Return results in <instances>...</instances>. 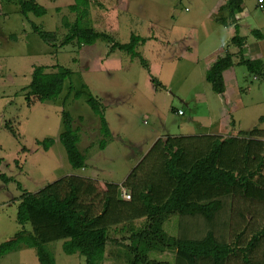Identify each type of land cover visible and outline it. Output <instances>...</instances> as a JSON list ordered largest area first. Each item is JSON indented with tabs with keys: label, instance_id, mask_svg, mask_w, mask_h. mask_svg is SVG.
I'll list each match as a JSON object with an SVG mask.
<instances>
[{
	"label": "rangeland",
	"instance_id": "374dc122",
	"mask_svg": "<svg viewBox=\"0 0 264 264\" xmlns=\"http://www.w3.org/2000/svg\"><path fill=\"white\" fill-rule=\"evenodd\" d=\"M93 2L92 18L96 19L97 28L108 32L120 43L129 42L134 34L151 40L158 31L155 24L161 23L162 26L175 27L178 35L193 34L203 50L213 48L204 32L211 23H217L209 19L217 0ZM245 2L248 6L255 5V0ZM258 12L262 13L261 10ZM65 18L75 21L76 13L68 7L49 16L32 15L30 20L56 33L57 44H60L69 32L64 25ZM30 20L25 19L20 11L18 0H0V172L12 177L6 182L0 176V243L15 238L25 229L15 219L18 204L12 203L22 196L23 191L37 192L69 175L87 177L94 174L102 182L122 183L136 165L137 147L146 146L155 132L180 135L206 132L200 131L205 128L208 132L229 137L255 126L264 128V121L260 122L264 117V77L252 74L245 65L236 68L242 90H237L239 95L234 99L235 93L230 94L234 101L232 105H221V95L214 91L210 82L197 80L198 72L203 75L204 70L200 68L202 64L196 65L194 56H185L182 62L176 63L168 59L161 71L157 67L159 63L153 64L146 58L149 61L146 68L140 58L132 59L122 50L108 62L106 58L112 53L110 43L98 41L79 47L75 41L65 47H55L32 30ZM248 21L259 24L253 18ZM260 30L264 35V28L260 27ZM143 46L139 50L144 55ZM182 47L184 45L177 48ZM56 64L74 71L73 77L66 81L61 97L45 102L33 97L29 103L26 88L32 81L34 67L47 65L52 71ZM162 82L168 84V89L162 90L165 87ZM72 85L94 94L105 105L107 119L116 137L106 150L100 148L104 135L94 121L99 117L87 101L89 95L76 99L75 92H70ZM155 87L160 89L159 94H154ZM229 98L226 102H231ZM179 107L185 108L186 118L174 112V108ZM65 111L73 116L74 125L80 129V147L89 158L86 168L75 169L71 165L60 141L65 130ZM119 115H123L122 118ZM82 116L85 121L84 117L80 119ZM184 119L191 123L186 129L182 126ZM7 124L19 137L6 128ZM46 138L57 141L48 151L38 143ZM251 220L248 236L258 225L256 219ZM208 225V222H198L197 218L176 215L166 229L172 235L185 233L198 237L201 228H208ZM49 248L55 254L57 264H86L85 256L67 254L62 241L50 244ZM151 258L176 264L177 256L171 252L162 255L154 251ZM0 264H39V258L35 248L23 245L19 250L0 257ZM103 264H120L113 258L112 246Z\"/></svg>",
	"mask_w": 264,
	"mask_h": 264
},
{
	"label": "trees",
	"instance_id": "16d2710c",
	"mask_svg": "<svg viewBox=\"0 0 264 264\" xmlns=\"http://www.w3.org/2000/svg\"><path fill=\"white\" fill-rule=\"evenodd\" d=\"M92 1L75 0L70 5L76 20L64 19L69 32L57 44L56 33L30 20L32 15H47V7L37 0H18L32 30L49 45L65 47L76 41L83 47L104 41L111 44L112 52L125 51L132 59L140 58L148 68L149 61L139 47L149 38L134 34L129 42L120 43L108 32L96 29L90 20ZM225 1L221 22L237 23L245 0ZM232 42L240 48L238 64L264 77L263 61L245 57V39L238 33ZM235 65L234 56L227 52L208 70L207 80L215 92H226L225 71ZM50 69L47 65L34 67L32 81L26 88L29 103L33 97L41 102L57 100L74 74L71 68L60 64ZM154 82L159 84L156 79ZM70 92H75L76 99L89 95L87 101L101 119L104 138L100 148L106 149L113 133L105 106L94 94L74 85ZM64 115L65 130L60 141L71 165L75 169L86 168L88 155L80 147V129L69 112ZM263 121L261 117L260 122ZM6 128L19 137L12 126L7 124ZM38 143L48 151L56 140L46 138ZM0 176L6 182L12 180L2 172ZM106 186V190H101L77 175H69L37 192L23 191L12 203L18 204L16 219L25 229L0 243V257L28 245L36 249L39 264H57L49 245L62 241L67 254L85 256L86 264H103L111 246L113 258L120 264H174L152 259L153 251L175 252L176 264H264V128L255 126L229 137L169 135L154 145L122 184L107 182ZM124 189L130 194L129 199L123 196ZM176 215L197 218L203 224L208 222L209 227H202L198 237L185 233L172 236L165 225ZM250 216L258 225L248 236ZM139 220L144 222L136 228Z\"/></svg>",
	"mask_w": 264,
	"mask_h": 264
},
{
	"label": "crops",
	"instance_id": "0c3cea01",
	"mask_svg": "<svg viewBox=\"0 0 264 264\" xmlns=\"http://www.w3.org/2000/svg\"><path fill=\"white\" fill-rule=\"evenodd\" d=\"M37 1L47 7V9H48L47 16L51 15L52 13H60V12L64 11L65 9L67 10V8L70 7V5L75 4V0H37ZM93 3L94 2L92 1L90 18L92 20L93 26L96 29H98L96 19L93 20V18H92ZM225 3H226L225 0H217L215 8L209 14L210 20H213V22L215 20L217 21V23H211L210 26L204 32V37L206 39H208V42L211 43V47H213V48H210L209 51L203 50L200 47V42H197L195 40V36H193V34L186 33L184 35H178L175 27H173L172 25L162 26L161 23L155 24L156 30H158V31L155 32V34H153L154 38H152L151 40L149 39L148 42L143 46V48H145L144 49L145 50L144 56L146 58H148L149 61L152 62L153 64L159 63L157 65V67L159 68L160 71H161V68L163 67V64L167 63L168 59H171L172 61H175V63H176V62H182L184 60L185 56L188 58H189V56H191V57L194 56L193 58L196 59V61H197L196 65L199 66L200 64H202V66L200 68L204 70L203 75L202 74L200 75V71L198 72L199 73L197 76L198 81H203V79L207 80L208 70L218 61V59L221 56L225 55L227 52H230L234 56L236 65L225 71V82H226L227 90L225 93L219 94V95H221V97H220L221 98V105H232L234 102L232 100V97L234 99V97H237V95H239V93L237 91L238 89L242 90L241 85L239 84L238 72L236 69L239 66H241L240 64H238L239 57H240L239 56L240 55L239 54L240 48L232 42V39L239 33V35L245 39V45L243 48V52H244L245 57L253 59V60L254 59L255 60L260 59L264 63V54H263L264 50L262 49V46L264 44V35L260 30V27L264 28V12L257 6V0H255V5H253V7L248 6L247 3L245 2L242 18L239 19L237 21V23L225 24V23H222L220 20V15L222 13L221 8L225 5ZM259 10H261L262 13H259L258 12ZM261 15H263V16H261ZM31 18H32V16H31ZM251 18L255 19L256 22L259 24H255V23L250 24V22L248 20ZM223 37H225V38H223ZM180 45H184V47H182V48H184V50H182V48H180V49L177 48ZM212 45H214V46H212ZM226 45L228 48H225ZM119 51L120 50H115L110 55H108L106 58V61L109 62L111 57H113ZM174 52L176 54H174ZM148 54H150L151 57H149ZM112 70H114V69H111V71ZM164 85H165V87L162 90H164L168 87V84H164ZM159 91H160V89L159 88L157 89L155 87V91H153V92H154V94H156V92L159 94ZM232 93H235V94L231 97L230 94H232ZM227 97L231 98V102H226ZM230 98H229V100H230ZM179 110H183L184 114L181 115L179 113ZM174 112L177 115L186 118L187 113L185 111V108H183V107L174 108ZM121 116H123V115H121ZM82 117H84V116H82ZM85 120H86V118L84 117V121ZM94 121H96L97 124L100 125L99 128L101 131V119H100V117H99V120H94ZM109 124H110V122H109ZM190 125H191V123H189L188 120L184 119L182 121V126L184 127V129L190 127ZM221 125L222 124H220L219 126H221ZM110 127H111V125H110ZM181 129H183V128L181 127ZM203 129L200 131H206V132L191 133V134L190 133H182L180 135H188V136L189 135H207V134L222 135L221 133L208 132L205 128H203ZM111 130H112V128H111ZM112 133H113V130H112ZM169 135H178V134H171V133L162 134V133H158V132L156 133L155 132L153 137L150 138L148 142H146V144H145L146 146L137 147L138 145H136V147L138 149V151H137L138 154L135 157L136 165L131 170V172L136 168L137 165H139L141 160L146 156V154L149 153V151L154 147V145L159 140L166 139V137H168ZM115 138L116 137H114V133H113L112 141ZM81 141H82V139H81ZM109 144H108V146H109ZM108 146H107V148H108ZM106 149H103V150H106ZM88 160H89V158H88ZM77 176L83 178L84 180H86L89 183H92L93 185L97 186L101 190L107 189L106 183L108 181L102 182L100 180V178H98V176H95L94 174L87 176V177L82 176V175L81 176L77 175ZM109 182H114V181H109ZM122 183H120V184H122ZM173 218L174 217H172L166 223V225L169 222H171L173 220ZM15 219H16V217H15ZM16 221H17V219H16ZM143 222H144V220L137 221L136 222V228L140 227ZM138 223H140V224L138 225ZM166 225H165V229H166ZM166 231H167V229H166ZM170 235H172V234H170ZM172 236H176V235H172ZM157 252H159V251H157ZM167 252L174 253L175 256H177L176 253L172 252V251L160 252V254L164 255V254H167ZM175 261H176V258H175Z\"/></svg>",
	"mask_w": 264,
	"mask_h": 264
},
{
	"label": "built area",
	"instance_id": "2783aa9c",
	"mask_svg": "<svg viewBox=\"0 0 264 264\" xmlns=\"http://www.w3.org/2000/svg\"><path fill=\"white\" fill-rule=\"evenodd\" d=\"M257 6L264 12V0H257ZM243 16V12L239 13L237 15V19H241ZM179 113L182 115L184 114V111L183 110H179ZM123 196L126 198V199H129L130 198V194L128 193V191L126 189L123 190Z\"/></svg>",
	"mask_w": 264,
	"mask_h": 264
}]
</instances>
